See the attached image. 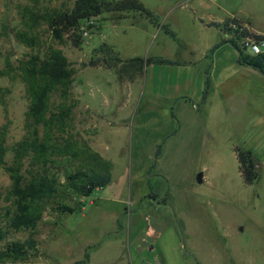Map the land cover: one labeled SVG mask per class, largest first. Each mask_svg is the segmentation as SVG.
I'll return each instance as SVG.
<instances>
[{
    "label": "rangeland",
    "instance_id": "1",
    "mask_svg": "<svg viewBox=\"0 0 264 264\" xmlns=\"http://www.w3.org/2000/svg\"><path fill=\"white\" fill-rule=\"evenodd\" d=\"M75 1L0 0V71L7 73L0 75V127H9V146L25 134L29 104L16 69L31 53L15 38L22 10L72 8ZM140 1L175 37L138 14L83 22L89 35L81 47L54 42L40 28L41 50L54 44L76 69L74 127L112 163V181L89 197H60L78 210L62 215L48 208L34 233L37 249L1 264H80L86 254L91 264H123L127 253L151 256L155 264H264V77L237 66L230 39L211 51L222 36L200 23L206 8L190 0ZM248 1L264 27V0ZM104 43L122 59L176 64L150 65L142 79L125 83L116 70L90 66ZM238 75L261 91L235 98L231 83ZM236 147L252 151L257 183L244 182ZM10 184L0 168V227ZM29 234L12 233L8 241L24 242Z\"/></svg>",
    "mask_w": 264,
    "mask_h": 264
},
{
    "label": "trees",
    "instance_id": "2",
    "mask_svg": "<svg viewBox=\"0 0 264 264\" xmlns=\"http://www.w3.org/2000/svg\"><path fill=\"white\" fill-rule=\"evenodd\" d=\"M105 13H117L120 18L138 14L175 37L160 24L155 12L140 0H76L72 8L63 4L55 9L35 11L25 7L22 10V28L15 33V38L31 49V53L19 60L16 69L25 85L29 104L25 134L20 141L9 146V127H0V168L11 181L5 195L6 224L0 227V264L8 259L20 260L37 249L34 233L48 208L62 215L78 210L60 202V197L68 200L89 197L112 181V163L95 151L74 127V112L79 101L73 97L77 73L73 63L54 44H49L45 50L40 48V28L43 26L47 27L54 42L70 41L75 47H81L84 43L80 31L83 22L95 21ZM210 25L231 34L229 42L238 51L240 63L264 73V60L245 56L237 42L238 35H249L257 40L264 36L251 32L236 18ZM89 64L116 70L123 82L133 84L143 78L145 68L150 65L176 63L159 58L122 59L104 43L94 50ZM7 66L13 69L10 58ZM6 74L0 71L1 76ZM235 152L244 182L248 185L257 183L260 174L252 151L236 147ZM9 153L12 154L11 161L7 160ZM19 232L30 234L24 242L8 241L10 234Z\"/></svg>",
    "mask_w": 264,
    "mask_h": 264
},
{
    "label": "crops",
    "instance_id": "3",
    "mask_svg": "<svg viewBox=\"0 0 264 264\" xmlns=\"http://www.w3.org/2000/svg\"><path fill=\"white\" fill-rule=\"evenodd\" d=\"M167 1V0H166ZM197 4V6H202L206 8L205 15L207 17L206 20L199 18L201 24H203L208 29H215L217 32L221 34V43L214 46L211 51L216 50L224 43L225 40L231 39V34L224 33L220 28H216L211 26L210 24L218 23L223 24L228 19L236 18L242 22L244 27H247L251 32L264 36V27L260 24L257 16V12L250 7V1L248 0H239L236 5H228V3H223L222 0H190L187 4ZM232 6V7H230ZM250 7V8H249ZM258 20V21H257ZM227 38V39H226ZM216 47V48H215ZM215 48V49H214ZM237 66L241 68H249L254 75H260L264 77V73L255 70L253 67L242 64L239 62V53L237 51ZM192 66H195V62H191ZM183 66V65H182ZM238 75L231 84H233L234 90L232 91L233 96L244 97L248 93H252L253 86L251 83L244 82L245 79ZM126 83V82H125ZM230 85L229 83L224 84V86ZM255 89V88H254ZM256 92H260L261 90L255 89ZM227 92V91H226ZM207 93V91H206ZM205 95V94H204ZM205 97V96H204ZM225 97V96H223ZM236 98V97H235ZM179 101H187L186 97L177 98ZM257 99V98H255ZM177 100V101H178ZM178 101V102H179ZM97 245V244H93ZM93 247V246H91ZM89 247L88 249H90ZM127 249V247H126ZM153 250V249H152ZM127 253V252H126ZM147 257V258H146ZM144 258H139L138 256H131L130 254L123 255L122 263L123 264H148L151 261V256H146ZM92 257L89 255V258L86 257L85 261L79 262L80 264H91Z\"/></svg>",
    "mask_w": 264,
    "mask_h": 264
},
{
    "label": "built area",
    "instance_id": "4",
    "mask_svg": "<svg viewBox=\"0 0 264 264\" xmlns=\"http://www.w3.org/2000/svg\"><path fill=\"white\" fill-rule=\"evenodd\" d=\"M232 28L234 30L237 29L236 25H233ZM80 31L82 32L83 36L89 35L88 27L85 26L84 24L81 25ZM238 41L241 49H243L249 56L261 58L264 60V38L257 40L249 35L246 36L238 35ZM148 264H155V263L150 261L148 262ZM156 264H158V260H156Z\"/></svg>",
    "mask_w": 264,
    "mask_h": 264
},
{
    "label": "water",
    "instance_id": "5",
    "mask_svg": "<svg viewBox=\"0 0 264 264\" xmlns=\"http://www.w3.org/2000/svg\"><path fill=\"white\" fill-rule=\"evenodd\" d=\"M197 181H198L199 183H202V173H200V174L198 175V177H197Z\"/></svg>",
    "mask_w": 264,
    "mask_h": 264
}]
</instances>
